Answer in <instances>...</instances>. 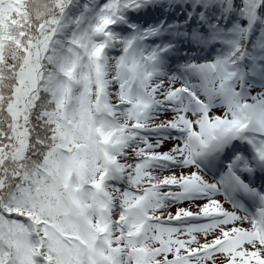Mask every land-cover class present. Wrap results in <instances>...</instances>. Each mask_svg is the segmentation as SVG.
<instances>
[{"label":"snow or ice","instance_id":"obj_1","mask_svg":"<svg viewBox=\"0 0 264 264\" xmlns=\"http://www.w3.org/2000/svg\"><path fill=\"white\" fill-rule=\"evenodd\" d=\"M0 264H264V0H0Z\"/></svg>","mask_w":264,"mask_h":264}]
</instances>
